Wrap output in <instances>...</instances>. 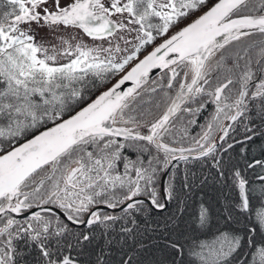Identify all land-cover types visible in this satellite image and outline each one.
Segmentation results:
<instances>
[{
	"label": "snow or ice",
	"instance_id": "6c2138e0",
	"mask_svg": "<svg viewBox=\"0 0 264 264\" xmlns=\"http://www.w3.org/2000/svg\"><path fill=\"white\" fill-rule=\"evenodd\" d=\"M5 6L0 264H264V0ZM32 24L56 43L38 42ZM68 29L99 43L73 44ZM158 92L165 108L149 122L140 98ZM209 104L196 136L173 131L179 113L193 125ZM210 177L236 197L217 213L201 203L185 224L186 198Z\"/></svg>",
	"mask_w": 264,
	"mask_h": 264
},
{
	"label": "trees",
	"instance_id": "16d2710c",
	"mask_svg": "<svg viewBox=\"0 0 264 264\" xmlns=\"http://www.w3.org/2000/svg\"><path fill=\"white\" fill-rule=\"evenodd\" d=\"M212 2L214 3L215 0H212ZM7 7L5 6L4 8H0V12L2 11H6ZM206 10V9H205ZM195 14H198L197 16H199L201 13L197 12ZM196 16H192L189 20H186L184 22V24H181L179 27H183L185 24L190 23L192 19H195ZM178 29L174 28L172 29L168 35H171L172 32L176 31ZM167 37H164V39H166ZM160 40H157L156 43H160ZM149 51L151 50V48L148 49ZM146 53H142L141 57H143V55H145ZM127 70V69H126ZM123 73H121L119 76L114 77L110 83L103 85L102 87H100L98 90H93L92 93L90 94V99L85 101L86 103H90L91 100L95 99L96 96H98L100 94L101 91H105L109 86H111ZM158 79V76L153 79L156 80ZM154 95V94H152ZM151 95V96H152ZM145 105V104H144ZM143 105V107H145ZM84 105H81V107H83ZM78 110V109H77ZM163 112V108L161 109ZM158 113V114H153V111L150 112L151 114H143V119H145L146 115L148 116H152L151 118H149L147 121L151 122L154 121L156 119H158L160 117V115H162V112ZM140 112V111H138ZM37 133H32V135H35ZM31 135H29L27 137L30 138ZM24 142V140H21L20 143ZM260 140L257 139L256 143L252 145V149L254 151V153L258 154L259 151V145H260ZM258 158V156H257ZM193 171H195L197 173V175H200L201 173H205L207 174V170L206 169H202L198 163H193L192 165L189 166ZM257 187H259V182L257 183ZM236 197V193L230 191L228 188L222 186V185H217V183L210 177L209 178V182L207 184H205L203 186V188H196L193 189V191L190 193V195L186 198V203L183 206V211H182V220L185 224L187 225H195V220H196V216L199 210V207L201 205V203H203L205 206L210 207L214 213H217L220 211V203L225 200V198L232 200ZM252 204L255 205L256 201H252ZM177 210V205L175 202H172L171 204H169L168 209L166 210L165 214H167L168 212H172L175 213ZM158 219L160 218L159 216L157 217Z\"/></svg>",
	"mask_w": 264,
	"mask_h": 264
},
{
	"label": "rangeland",
	"instance_id": "374dc122",
	"mask_svg": "<svg viewBox=\"0 0 264 264\" xmlns=\"http://www.w3.org/2000/svg\"><path fill=\"white\" fill-rule=\"evenodd\" d=\"M65 2H67V0H65ZM198 14H194V16H197ZM27 27V26H25ZM32 29L33 32L32 34L35 35L36 40L38 42L40 41H44L46 44L48 43H56L55 40H49V32L48 29L46 27H40L37 26L36 24H32ZM75 34L76 39L72 40V43L75 44L77 40H83L84 42H86L89 45H92L94 43H99L96 41H91L90 38H88L86 35H84L82 33V31L80 30H76V29H68L67 31H64L61 33V35H64L65 37L71 38V35ZM123 47V45H122ZM142 58V57H141ZM61 63L65 62L64 60L60 61ZM131 67V65H129V68ZM128 70V69H127ZM126 70V71H127ZM149 100V95L147 93H145L141 98H140V107L138 109V111L142 112L143 114L147 113V114H151L150 112L153 111V114H158L160 112V110L163 108H165V100L162 96V92H158L155 93L154 95H152L150 97V103L147 102ZM145 104V105H144ZM143 105L145 107H143ZM158 105V106H157ZM186 107H194V105H186ZM164 111V110H163ZM162 112V110H161ZM163 113V112H162ZM152 116H148L146 115L145 119H149ZM192 119V116L188 113L185 112H181L180 115L178 116V118L176 119L174 125H173V131L174 132H179L182 128L187 127L189 134L191 136H196L199 132H201V126L205 125L209 120H206V117L203 114V111H201L200 113H198L195 116V120L196 123L193 125H189L188 121Z\"/></svg>",
	"mask_w": 264,
	"mask_h": 264
},
{
	"label": "water",
	"instance_id": "95a60500",
	"mask_svg": "<svg viewBox=\"0 0 264 264\" xmlns=\"http://www.w3.org/2000/svg\"><path fill=\"white\" fill-rule=\"evenodd\" d=\"M151 51V50H150ZM143 58V57H142ZM141 58V59H142ZM122 75H124V73L122 74ZM121 75V76H122ZM120 76V77H121ZM157 76H159V70H153V73L151 74V79L153 80V79H155ZM120 77L113 83V84H115L119 79H120ZM112 84V85H113ZM111 85V86H112ZM111 86H109L108 88H110ZM132 86V84H131V82H126L125 83V85H123L122 86V90H126L128 87H131ZM107 90V89H106ZM31 138V137H30ZM30 138H28V139H30ZM25 142V141H24ZM23 143V142H22Z\"/></svg>",
	"mask_w": 264,
	"mask_h": 264
},
{
	"label": "flooded vegetation",
	"instance_id": "af4514ba",
	"mask_svg": "<svg viewBox=\"0 0 264 264\" xmlns=\"http://www.w3.org/2000/svg\"><path fill=\"white\" fill-rule=\"evenodd\" d=\"M249 39H255V38H249ZM212 107L213 106L211 104H209L208 107L205 110H203V114L206 117V120H210V118H211ZM179 115H180V113L175 118V121H176V119L178 118ZM175 121H174V123H175Z\"/></svg>",
	"mask_w": 264,
	"mask_h": 264
}]
</instances>
